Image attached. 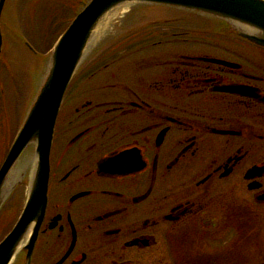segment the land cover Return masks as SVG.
<instances>
[{"label":"flooded vegetation","instance_id":"af4514ba","mask_svg":"<svg viewBox=\"0 0 264 264\" xmlns=\"http://www.w3.org/2000/svg\"><path fill=\"white\" fill-rule=\"evenodd\" d=\"M35 6L0 0L2 48L20 35L16 14ZM183 23L167 20L141 41L151 51L136 75L120 77L114 58L107 72L74 77L54 126L43 216L8 264H264V48L228 37L223 21L202 34ZM5 72L0 165L34 81ZM95 75L91 93L77 90ZM25 195L20 183L2 189L0 242Z\"/></svg>","mask_w":264,"mask_h":264},{"label":"water","instance_id":"95a60500","mask_svg":"<svg viewBox=\"0 0 264 264\" xmlns=\"http://www.w3.org/2000/svg\"><path fill=\"white\" fill-rule=\"evenodd\" d=\"M127 2L176 6L213 15L237 25L241 30L239 33L241 37L257 46L264 47V0H90L57 41L51 55L47 76L0 169L1 193L7 175L23 149L29 143L36 145L37 160L28 199L16 226L0 243V264H8L27 224L34 218L39 221L42 217L46 196L48 152L55 118L64 91L102 18L110 9ZM132 9L133 6L128 9L130 11L124 9L114 16L113 14L109 16L103 33H99L101 36L95 40L89 52L84 56L78 72L96 53L124 35L144 27L170 25L160 24L166 23L165 21L160 23L154 21L150 18L149 11L139 14L138 17L134 16ZM190 17L189 21L180 26L201 30L202 23L209 19L207 16L201 19ZM98 30L101 29L98 27L97 32ZM21 172L22 169L16 174V180L27 176Z\"/></svg>","mask_w":264,"mask_h":264},{"label":"rangeland","instance_id":"374dc122","mask_svg":"<svg viewBox=\"0 0 264 264\" xmlns=\"http://www.w3.org/2000/svg\"><path fill=\"white\" fill-rule=\"evenodd\" d=\"M26 14H21L20 21H26V24H22L24 37L31 42L36 49L41 52L48 51L52 46L58 35L61 34L63 28L67 25V21L74 17V13L71 11V7L66 6L63 0H37L36 11L31 13L32 22L31 24H27L28 16ZM29 15V14H28ZM168 27V26H160V27H144L129 34L124 35L123 37L113 41L105 48L96 53L87 63L86 65L78 72L84 73L87 71V75L94 70H102L104 65L106 66L111 59L116 58L118 72L120 77H131L135 73L136 70H140V63L138 59H141V52L151 51L144 50L141 47L142 40H152L155 39L158 35L156 31L158 28ZM183 28V27H182ZM188 30L189 28H184ZM197 31L198 33H204L200 30L192 29ZM195 34V36H200V34ZM28 37V38H27ZM133 37V38H132ZM20 44V45H19ZM17 42H11L9 40L8 48L5 51V58L11 62L13 68H17L20 66V62L22 59L23 52H27L26 49ZM26 54V53H25ZM120 54H128V57L121 60L119 59ZM114 56V57H113ZM0 60H3V57L0 56ZM144 63V62H142ZM110 69V66L107 65L106 70H102L107 72ZM139 72V71H138ZM154 72L152 70L140 72V76L148 75V78H151ZM105 74V73H99ZM135 74V75H136ZM98 75H95L92 79L86 81L85 86L77 89L79 92L91 93L92 87L91 85L95 83L94 81L98 79ZM139 76V75H138ZM136 79V77H133ZM102 79V77H100ZM77 91V92H78ZM75 92V87L71 89L70 93ZM78 92V94H79ZM16 121V120H15ZM17 123V122H16ZM15 122L14 126L15 127ZM12 127V128H13Z\"/></svg>","mask_w":264,"mask_h":264}]
</instances>
